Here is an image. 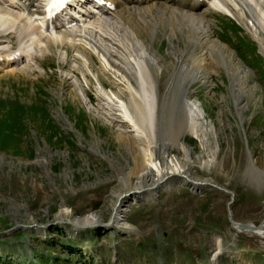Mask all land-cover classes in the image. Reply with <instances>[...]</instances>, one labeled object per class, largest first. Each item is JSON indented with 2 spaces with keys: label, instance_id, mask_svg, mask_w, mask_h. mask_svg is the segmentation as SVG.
I'll list each match as a JSON object with an SVG mask.
<instances>
[{
  "label": "rangeland",
  "instance_id": "1",
  "mask_svg": "<svg viewBox=\"0 0 264 264\" xmlns=\"http://www.w3.org/2000/svg\"><path fill=\"white\" fill-rule=\"evenodd\" d=\"M4 1L2 5L10 9L11 2ZM248 1H238L243 16L230 3L240 21L221 11L210 14L216 41L229 47L236 62L252 73L241 105L245 107L244 122L226 69L216 63L217 57H210L217 68L212 73V87L197 84L190 92L202 137L197 140L185 135L182 140L191 152L194 178L233 192V220L260 227L264 222V175L251 172V164L253 161L264 171V27L262 39L248 28L257 24L250 8L256 7V16H260L264 6L260 3L257 8L255 0ZM71 12L79 15L76 10ZM98 17L103 16L86 18L83 24L100 41L97 48L102 52L88 45L87 51L98 71L104 66L108 69L103 80L109 86L118 83L123 90L128 86L123 73L105 60L104 53L111 49L116 54L112 59L134 77L137 71L145 83L141 68L145 51L140 43L129 31H120L125 28L121 24L105 16L100 18L104 27ZM9 33V40L0 35L6 41L0 44V51L17 49L19 54L33 53L36 59L24 57L17 66L11 64L12 69H26L24 74L0 79V264H264V236L240 233L231 224L230 194L206 188L195 192L176 181L168 190L156 191L155 199L149 195L148 202L124 203L125 221L132 231L112 228L106 235H97L96 228L111 218L117 196L137 182L132 152L122 142L126 132L129 137L135 134L123 122L122 101L109 86L100 85L98 72L74 48L69 56L56 47L51 51L36 47L23 40L15 27ZM83 35L91 39L90 34ZM182 47L187 62L192 63V52L183 43ZM168 48L159 37L156 49L163 59V94L180 65ZM6 65L1 61L4 70L0 77ZM172 112L169 108L168 118ZM136 142L141 150V143ZM183 157L182 151L175 150L168 160L173 159L175 165ZM63 206L70 210L66 217L58 216ZM96 212L102 222L95 228L54 225L56 220L74 222Z\"/></svg>",
  "mask_w": 264,
  "mask_h": 264
},
{
  "label": "bare ground",
  "instance_id": "2",
  "mask_svg": "<svg viewBox=\"0 0 264 264\" xmlns=\"http://www.w3.org/2000/svg\"><path fill=\"white\" fill-rule=\"evenodd\" d=\"M1 1L5 3L4 0H0V21L2 22L0 23V31L4 32H0L3 34L1 38L11 39L12 36L9 32L15 27L23 40H30L35 46L43 47V50L46 48L51 51L56 47L65 50L66 54L70 56V50L74 48L83 57L87 58L90 66L98 72L96 76L102 87L110 85V83L108 85L103 80L104 75L108 76V69L104 66L98 71L95 67L94 58L87 51V47L90 46L102 52L97 48L99 47L97 42L100 41L97 39L96 34L93 35L94 30L84 26V18L79 17L80 22H83L82 26L78 25L79 22L68 13L71 8L84 9L85 11L80 9L78 12H81V16H87V18L90 16L94 18L95 15V11H90L87 5L97 9L100 16H106L125 27L123 29L119 28V30L129 31V34L140 43L141 48L145 51L141 63L142 75L146 79H144L145 83L139 80L140 76L137 71H135L136 77H134L116 63L112 59L116 54L111 49H108L106 54L104 53L107 63L115 70L123 73L127 81L128 86L124 90L115 82L109 87L122 101L119 108L123 112V122L134 129L130 132L135 133L134 137H129L126 134L129 131L123 134L122 142L132 152L136 165L133 175L137 177V182L135 186L126 182L130 185V190L117 196V203L112 211V215H114L112 228L133 230L132 226L125 221L128 205L126 206L124 203H127L128 198V201L133 203L143 198L149 200V195L150 198L155 199L156 191L168 190L172 187L174 181L178 186L186 184L193 186L196 191L202 188V185H198L201 180L198 181L194 178L191 152L182 140L185 135H191L197 140L202 137V133L197 127L198 123H196L198 121L197 108L192 105L190 92L193 86L197 84L212 87V73L217 68L213 66L210 57H217L216 63H221L228 73L236 107H240L238 115L241 118V123L244 122L245 107L241 105L248 93L247 78L252 73L236 62L235 54L231 52L232 50L229 47L218 42L214 23L212 17H210L211 13L221 11L240 21V17L236 15V9L230 4L231 2L235 3L241 11L240 16H243L245 11L243 5L238 3L239 0H106L112 3L113 9L96 6L91 0H85L84 2L83 0H77L67 8L66 14L59 15L51 22L43 14V7L47 0H7L11 2L10 9L3 6ZM207 2L213 7L208 6ZM248 2L251 4V0ZM255 2L257 8L260 3H263L264 6V0H255ZM252 9L250 8L249 11L254 15L257 24L254 25L251 22L252 25L248 30L251 32L250 34L260 39V32L264 27V8L260 16H256V7L253 9L255 12ZM103 17L97 19L102 26H104V21L102 22L100 18ZM83 33L90 34L91 39L85 37ZM159 37L164 38V41L168 43L170 55L174 56L175 62L180 64L179 68L177 66V69L171 74L169 78L171 81L165 94L161 92V76L164 70L161 62L163 59L156 49V41ZM103 40L109 41L106 37H103ZM2 42L6 41L0 40V44H3ZM182 43L186 46L187 51L192 52V63L187 62L188 58L184 56L186 53L183 50ZM6 50L0 51V71L4 70V67L1 66V60L8 64V66L6 65L8 70L6 69L0 79L8 74H24L26 69L17 70V67L12 69L14 65L11 66V64L17 66V62L24 57L30 60L36 59V55L23 52L19 54L20 50L17 49L7 48ZM12 52H15V54L10 56ZM2 54L6 56L5 59ZM76 74L77 71L74 70L73 75L76 76ZM97 99L99 100V98ZM169 108L173 109L172 113L174 114L170 118H168ZM136 139L141 143V150ZM175 150L182 151L184 157L181 160L177 159V163L173 165V159L171 163L168 159ZM140 151L143 152V155L140 154ZM251 165V172L264 175V171L260 170L253 161ZM125 198L126 200H124ZM69 214L70 210L63 206L58 216L66 217ZM69 221L73 223L76 230H85L98 226V223L102 222V218L100 213L96 212L77 218L74 222ZM252 226L254 225L252 224ZM236 229L240 233L242 231L245 234L264 236V222L260 227L249 228L237 225ZM218 255L214 257L216 258Z\"/></svg>",
  "mask_w": 264,
  "mask_h": 264
},
{
  "label": "water",
  "instance_id": "3",
  "mask_svg": "<svg viewBox=\"0 0 264 264\" xmlns=\"http://www.w3.org/2000/svg\"><path fill=\"white\" fill-rule=\"evenodd\" d=\"M198 185H202V188H206V189H210V190L211 189L212 190H217V191H221V192L230 194L233 197L232 198V201L229 203V207H228L231 224L233 226H235V228H236L237 225H243L245 227L247 226L249 228H255V226H252L250 224H240V223H237V222H235L233 220V214H232V210H231V205H232V203L234 201V193L233 192L228 191L226 188L221 187V186H219L217 184H212V183H208V182H201V183H198ZM187 186L190 189L195 190V189H193V186H189V185H187ZM128 200H129V198H128ZM139 201L140 202H146L144 199H140ZM131 203H133V202L132 201H127V204L126 205L131 204ZM113 217H114V215L111 216V218L107 221V223H103L102 225H100L98 227L103 228L105 230L111 229L112 228ZM55 224H69L70 226H73V223L71 221H68V220L67 221H58V220H56L55 223H54V225Z\"/></svg>",
  "mask_w": 264,
  "mask_h": 264
},
{
  "label": "trees",
  "instance_id": "4",
  "mask_svg": "<svg viewBox=\"0 0 264 264\" xmlns=\"http://www.w3.org/2000/svg\"><path fill=\"white\" fill-rule=\"evenodd\" d=\"M95 231H96L95 233H96L97 235L104 234L102 228H97ZM42 263L44 264L45 262L42 261Z\"/></svg>",
  "mask_w": 264,
  "mask_h": 264
}]
</instances>
